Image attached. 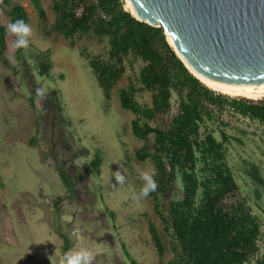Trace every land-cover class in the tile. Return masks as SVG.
<instances>
[{"label": "rangeland", "instance_id": "374dc122", "mask_svg": "<svg viewBox=\"0 0 264 264\" xmlns=\"http://www.w3.org/2000/svg\"><path fill=\"white\" fill-rule=\"evenodd\" d=\"M40 2L44 21L31 0L17 1L28 14L32 30L29 46L17 59L14 37L8 35L6 63L0 60V264H58L63 256L60 234L68 239L70 250H89L91 264H130L125 252L138 264H169L175 242L156 216L154 202L148 197L132 198L142 186L139 171L154 166L149 160L135 158L144 142L132 136L134 116L121 109L118 97V90L130 82L139 87L144 64L132 55L125 57V73L106 101L85 58L107 60V38L90 32L75 36L70 45L51 30L55 21L52 0ZM9 23L0 10V26L6 29ZM40 53L50 60L48 76H39ZM34 88L42 89L44 95L56 91L57 106L37 101L35 109L30 108L28 99ZM135 101L150 108L151 94L137 93ZM170 103L165 122L177 111L174 93ZM214 115L215 119L201 128V138L207 133L218 142L221 133L227 138L225 162L238 191L224 202L244 204L258 218L259 252L249 263L255 264L264 254V125L230 109ZM33 139L36 146L29 145ZM97 152L102 158L99 175L90 166ZM56 166L71 178V194L61 183ZM197 166L201 168V164ZM117 171L125 176L123 184L114 178ZM254 171L263 184L250 176ZM150 225L162 241V258L149 234Z\"/></svg>", "mask_w": 264, "mask_h": 264}, {"label": "trees", "instance_id": "16d2710c", "mask_svg": "<svg viewBox=\"0 0 264 264\" xmlns=\"http://www.w3.org/2000/svg\"><path fill=\"white\" fill-rule=\"evenodd\" d=\"M17 1L0 0V10L7 14L10 22L22 19L28 23V14ZM31 1L38 17L44 21L46 17L40 0ZM124 6L123 0H52L55 21L51 30L70 45L75 36H86L90 32L98 38H107V60L85 58L106 101L110 100L112 89L125 73L123 59L132 55L143 62L138 76L139 87L130 82L126 88L118 90V97L121 109L134 116L132 136L144 142L135 151V158L139 162L151 161L156 169L158 187L148 198L154 202V212L164 230L171 233L175 242L174 258L169 264H249L259 252L260 223L244 204H225L226 197L238 191L225 162L227 138L224 133H221V142L210 133L201 138L200 130L215 119L214 110L204 102L219 114L230 109L263 125L264 102L253 104L212 92L186 69L162 29L136 20ZM80 8L78 16L76 12ZM5 30L0 26V60L4 63L8 46ZM22 50H14L17 59L21 58ZM39 59V76H48L51 69L48 55L40 53ZM141 92L151 94L150 108L135 101V94ZM31 93L28 104L32 109L37 101L58 104L56 91L43 98L37 97L35 88ZM173 93L178 99L177 111L165 122ZM36 143L33 139L29 145L36 146ZM101 162V154L97 152L90 163L96 175L100 174ZM198 164H201L199 169ZM55 168L61 183L71 194L74 186L68 173L60 166ZM250 176L263 184L255 171ZM149 234L162 258L163 244L153 225L149 227ZM60 238L64 255L70 250V243L63 234ZM125 256L130 264H138L128 253L125 252ZM255 264H264V254Z\"/></svg>", "mask_w": 264, "mask_h": 264}, {"label": "water", "instance_id": "95a60500", "mask_svg": "<svg viewBox=\"0 0 264 264\" xmlns=\"http://www.w3.org/2000/svg\"><path fill=\"white\" fill-rule=\"evenodd\" d=\"M129 1L199 77L264 99V0Z\"/></svg>", "mask_w": 264, "mask_h": 264}, {"label": "clouds", "instance_id": "9594fccd", "mask_svg": "<svg viewBox=\"0 0 264 264\" xmlns=\"http://www.w3.org/2000/svg\"><path fill=\"white\" fill-rule=\"evenodd\" d=\"M6 35L14 37L12 41V48L14 50L28 48L29 37L32 34V30L27 23L22 19H17L10 22L5 30ZM37 97L43 98L44 92L42 89H37ZM156 169L140 170L139 179L142 181V186L138 193L133 194L134 200H142L149 196L150 193L157 190V182L155 180ZM116 182L123 184L125 182V176L119 171L114 176ZM93 256L89 250L80 248L77 250H70L66 252L59 260L58 264H91Z\"/></svg>", "mask_w": 264, "mask_h": 264}, {"label": "bare ground", "instance_id": "6f19581e", "mask_svg": "<svg viewBox=\"0 0 264 264\" xmlns=\"http://www.w3.org/2000/svg\"><path fill=\"white\" fill-rule=\"evenodd\" d=\"M125 4H126V10L135 18H138V15L135 13L131 3L129 0H125ZM169 44L172 46L171 41L169 40V38H167ZM173 47V46H172ZM175 51V50H174ZM176 52V51H175ZM178 57L179 54H177ZM185 66L187 67V69L191 72V74L193 76H195L202 84H204L205 86H207L211 91L231 97V98H240V99H245V100H249V101H253V102H258V101H263L264 99L261 98H257V97H253L247 94H244L242 92L237 91L234 88L231 87H227V86H216L214 84H211L209 82H207L206 80H204L203 78L199 77L191 68H189V66H187V64H185Z\"/></svg>", "mask_w": 264, "mask_h": 264}, {"label": "built area", "instance_id": "2783aa9c", "mask_svg": "<svg viewBox=\"0 0 264 264\" xmlns=\"http://www.w3.org/2000/svg\"><path fill=\"white\" fill-rule=\"evenodd\" d=\"M80 13H81V8H80V9H79V10L76 12V15H78V16H79V15H80ZM206 106H207V107H209L211 110H214V113L216 112V111H215V109H214L212 106H210V105H207V104H206Z\"/></svg>", "mask_w": 264, "mask_h": 264}]
</instances>
